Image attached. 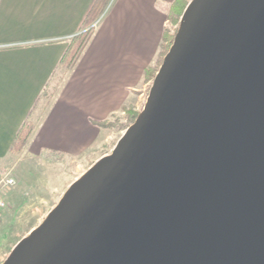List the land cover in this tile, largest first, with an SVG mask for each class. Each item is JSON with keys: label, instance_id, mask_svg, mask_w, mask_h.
Returning a JSON list of instances; mask_svg holds the SVG:
<instances>
[{"label": "water", "instance_id": "95a60500", "mask_svg": "<svg viewBox=\"0 0 264 264\" xmlns=\"http://www.w3.org/2000/svg\"><path fill=\"white\" fill-rule=\"evenodd\" d=\"M2 264H264V0H190L141 111Z\"/></svg>", "mask_w": 264, "mask_h": 264}, {"label": "crops", "instance_id": "0c3cea01", "mask_svg": "<svg viewBox=\"0 0 264 264\" xmlns=\"http://www.w3.org/2000/svg\"><path fill=\"white\" fill-rule=\"evenodd\" d=\"M96 0H0V170L97 153L111 122L137 110L175 0H110L69 68L61 59ZM32 125L19 153L11 148ZM103 155L93 158L94 162ZM16 181V180H15Z\"/></svg>", "mask_w": 264, "mask_h": 264}, {"label": "rangeland", "instance_id": "374dc122", "mask_svg": "<svg viewBox=\"0 0 264 264\" xmlns=\"http://www.w3.org/2000/svg\"><path fill=\"white\" fill-rule=\"evenodd\" d=\"M189 1L187 0V3ZM179 18L175 23L169 20L166 29L170 32L176 31ZM166 53H164L163 48L160 49L159 62L153 67L156 72ZM151 82L152 80L149 81L145 95L135 111H141ZM126 113L111 121L115 123V126L107 133L106 140L98 149V152L93 153L90 157L62 163L50 160H35L34 163L18 167V169H21L18 176L2 167L0 171H5L16 181L15 185L10 188H4L0 185V197L6 203V208L0 218V264L21 239L42 222L46 214L57 204L67 187L94 163L93 158L111 152L119 137L130 125ZM29 127L31 132L32 125H25L26 130ZM22 148L12 153H19ZM1 178L0 175V180Z\"/></svg>", "mask_w": 264, "mask_h": 264}, {"label": "trees", "instance_id": "16d2710c", "mask_svg": "<svg viewBox=\"0 0 264 264\" xmlns=\"http://www.w3.org/2000/svg\"><path fill=\"white\" fill-rule=\"evenodd\" d=\"M109 2L110 0H96L94 2L92 8L86 15V18L82 24L79 33H77L69 41L68 47L60 62L61 66H63L64 68H69L70 66H72L73 62L75 61L76 57L78 56L84 45L86 44L91 34V30H92L90 28L91 24L94 23L103 14ZM186 5H187V0H175L174 3L171 5L169 20L170 21L172 20L175 23V21H177V19L182 14ZM175 32L176 31L170 32L168 29L164 31L162 36V43H163L162 48L164 49V53H166L167 50L169 49L173 37L175 35ZM155 73L156 70L153 67H149L145 69L143 72L144 79L146 81L152 80ZM130 110L126 111L127 113L126 112L125 113H126L127 121H129V123L132 124L134 119L138 115L139 111H133V110L130 111ZM97 124L98 126L108 130L112 129L115 126L114 122H102ZM29 132H30V127L28 130H26L25 127L21 129V131L18 133L16 137L17 138L16 141L14 142L11 148V152H16L22 148L29 135Z\"/></svg>", "mask_w": 264, "mask_h": 264}, {"label": "built area", "instance_id": "2783aa9c", "mask_svg": "<svg viewBox=\"0 0 264 264\" xmlns=\"http://www.w3.org/2000/svg\"><path fill=\"white\" fill-rule=\"evenodd\" d=\"M99 20H96L94 23L91 24L90 28L94 29L96 28ZM1 175V180H0V185L4 188H10L15 185V180L10 177L9 174H7L5 171H0ZM6 208V203L5 201L0 197V218L2 217V214Z\"/></svg>", "mask_w": 264, "mask_h": 264}]
</instances>
